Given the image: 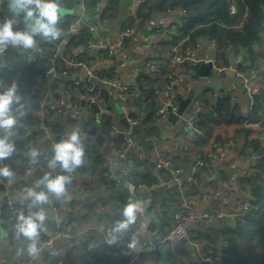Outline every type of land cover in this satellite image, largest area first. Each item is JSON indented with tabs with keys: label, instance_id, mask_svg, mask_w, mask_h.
<instances>
[{
	"label": "crops",
	"instance_id": "obj_1",
	"mask_svg": "<svg viewBox=\"0 0 264 264\" xmlns=\"http://www.w3.org/2000/svg\"><path fill=\"white\" fill-rule=\"evenodd\" d=\"M73 1L74 8H66L61 4V19L70 16L75 20L68 34L60 40L55 54L46 56L38 52L40 42L45 41L41 37L36 38L35 49L12 46L6 49L18 50L24 59L29 52L34 60L47 57L52 66L55 58L66 49V43L72 35L82 28H87L92 35L88 47L86 44L73 51V55L85 58V66L65 61L69 72L66 82L49 73L53 67L44 75L26 82L24 88L29 95L25 99L20 98L19 103H16L20 107L12 110L15 116L25 117L36 109L45 108V115H38L41 122L34 126L43 135L30 143L28 152L30 161L32 150L39 155L35 158L36 163H30L27 168L37 166L42 173L36 177L32 169L31 176L24 180H9L8 177L0 176V209L12 202L19 217L21 213L28 215L42 207L48 216L45 221L47 235L54 239L51 248L54 255L48 256L45 251H40L30 256V242L23 236H17L18 218L6 220L0 216V264H126L138 255L142 256L140 264H197V258L202 261L208 257L218 259L229 245L228 236L235 226V219L232 225H227V220H219L220 223L213 225H209L212 220L196 223L189 227L185 239L174 245L154 248L149 247L150 234L145 226L150 221L154 236L161 237L174 226L175 215L186 208L201 213L216 206L239 214L242 203L252 196L251 155L254 151L250 149L249 142L257 141L264 147V125L248 124L247 121L214 122L208 143L202 145L199 143L200 138L187 129L185 118L197 105L202 111L204 99L213 101L224 96L233 108L230 115L249 117L245 83L249 84L250 89H262L264 60L258 52L264 51V28L252 55L244 51L237 55L230 52L225 65L228 70L217 73L212 67L208 76L204 77L194 71L193 66L197 63L208 64L216 58L214 40L199 39L197 43L200 46L191 48L193 61L172 68L169 64L172 49L160 45L167 35L164 38L156 35V29L165 22L171 23L173 30L169 34L178 31L182 24L179 10H173L171 14L153 11L146 20L140 21L137 15L144 0H103L100 10L91 12L86 11V0ZM109 1L112 6L106 5ZM108 9L111 10L104 15L102 11ZM0 13L11 14L8 0H0ZM132 19H135L133 25ZM61 26L59 23L58 28ZM128 28L133 33L123 38V32ZM120 42H123V46H119ZM0 61L3 64L4 60ZM147 63L161 68L162 72L155 73V76L153 73L152 83L139 85L138 92L128 96V112H125L120 92L130 87V79L134 75H150L154 71ZM242 65L250 68L243 72L244 78H236L235 72ZM167 70L174 72L172 80ZM110 80L113 83L106 82ZM76 82L80 83L79 90L84 97L73 94ZM90 87L93 91L86 93V88ZM168 90V103L179 107V99L187 101L183 115L176 121H171L169 115L163 119L157 116L158 109L165 101L161 93ZM126 113L137 121L131 131L133 144L129 150L130 155L142 154L137 165L118 161V151L123 146L127 132L123 123ZM213 116L217 119L221 117L217 113ZM44 121H47V125ZM55 124H60L65 136L74 128H79L83 134L85 162L71 173L74 185L70 193L55 197L54 205L50 204L49 197L48 203L29 208L33 200L27 196V191H22L20 181L26 182L28 188L37 192L46 191L43 186L36 185L45 173L55 175L54 169L43 167L51 160L49 157L54 155V144L60 142V134L53 131ZM226 143H230L228 153L223 152ZM202 154L209 159L199 166L196 159ZM15 155L14 152L8 162L5 159L0 162V168L8 166L13 175L12 164L17 162ZM165 161H170L172 167H167ZM172 168L184 169L179 181H175ZM189 168L191 173L187 177ZM197 174L198 178L194 180ZM103 176L107 182L110 176L109 184L106 181L107 185L103 184ZM150 182H154V185H149ZM129 185L134 187V191H129ZM129 199L142 201L144 212L138 215L137 223L127 233L114 232L115 222L122 219L121 212ZM61 232H68L74 237L76 247L72 252L65 249V240L59 237ZM106 235L110 236L108 241L104 240ZM43 239L41 233L36 241L38 250ZM133 239L136 245L129 247ZM87 243H100L101 246L93 252H87ZM262 243L260 238L254 239L252 243L256 246L254 250L257 256L256 262L252 264H264ZM237 246L241 252L245 250L240 239ZM243 254L247 255L245 252Z\"/></svg>",
	"mask_w": 264,
	"mask_h": 264
},
{
	"label": "trees",
	"instance_id": "obj_2",
	"mask_svg": "<svg viewBox=\"0 0 264 264\" xmlns=\"http://www.w3.org/2000/svg\"><path fill=\"white\" fill-rule=\"evenodd\" d=\"M101 1L103 0H86V11H93L96 4L99 2L101 3ZM59 2L66 8L75 7L73 0H59ZM236 3L238 11L235 15H231L227 8V0H144V3L139 9L137 18L141 19L140 21H144L153 11L185 9L188 12L187 23H182L176 33L168 34L166 37L167 39L160 42L161 47L170 50L179 40H186L183 46L184 49H191L201 38L214 40L216 44V58L221 65H226L230 58V52L237 55L240 54L241 51H244L252 55L253 48L258 44L260 34L264 28V0H236ZM106 5L112 6L110 1L107 2ZM110 10L102 11V13L105 15ZM11 18L12 14L0 13L1 22ZM17 19L19 22L16 26V30H23L24 24L22 16ZM74 20L75 18L70 16L65 18V22L60 28L63 30V35L58 40L40 42L43 55L47 56L56 53L60 40L68 34L69 27ZM134 21L135 19H132L131 25H133ZM222 23L226 26L223 27L221 25ZM91 40L92 35L90 31L87 28L80 29L76 34L71 36L66 43V49L59 57L55 58L52 66H50L47 57L36 60L33 59L28 63L25 61L24 55L20 54L18 50L13 48L7 50V55L6 58L3 59V64L0 61V93L6 91L15 83L17 86L16 95L22 99L27 98L29 95L28 90L24 88L26 82L33 81L36 77L44 75L51 67L58 73L63 72L66 70L65 61L70 60L71 63L74 62L76 64L84 63L86 61L85 58L81 55H73V51L78 47L85 46ZM249 68V66L242 65L240 70L245 72ZM170 72L167 70V73ZM153 73L155 76V71L150 75H143V73H140L137 78L138 86H146L147 83H152L154 81L152 77ZM138 86L130 89L129 95L138 92ZM253 100L254 105L249 117H241L240 115L235 117L234 115H230L233 108L228 98H225V96L216 98L213 101L207 98L204 99V108L200 111V117L196 123L197 128L203 133V137L200 138L199 143L202 145L208 143L214 130V122L222 121L230 123L241 121L243 123L247 121L248 124L260 123L264 125V84L259 93L254 96ZM209 105L210 108H208ZM19 107L20 106L14 103L12 110L18 109ZM49 112L52 113V109H50ZM214 113H217L218 116L221 117L219 119L215 118L213 116ZM15 118L18 123L16 128L11 132L14 137L9 136L11 139L10 143L13 144L16 149L15 159L17 162L12 164V169L18 177V180H24L25 177H23V174L31 163L28 157L30 143L37 141V139L43 135L41 131H36L34 128L35 125L41 122V118L33 112H30L25 117L15 116ZM25 127H28V130H25ZM53 131L61 135L62 128L60 124H55L53 126ZM222 143L223 145L225 144L224 142ZM249 146L254 153L261 155L258 169L252 174L253 182L251 183L253 188V203L258 209L235 218V226L228 236L229 245L221 255L222 264H252L257 260L254 250L256 246L252 244L254 239L260 238V241L262 240L264 243V147H261L257 141L249 142ZM10 158L11 156L5 159V161L8 162ZM201 158L204 161L209 159V157L204 154H202ZM49 159H51V157H49ZM49 161L50 160H48L46 164H43L44 168L48 167ZM60 173L66 174V172L61 169ZM193 178L194 180L197 179L198 174ZM105 181L106 177L103 176L102 182L107 185L108 182L106 181V183ZM73 182L74 181L71 180V183L66 185L67 192L64 196L72 191ZM25 184L26 182L20 181V185ZM149 185H154V182H150ZM0 216L6 220L18 218L15 211L10 209L8 205L1 207ZM239 239L245 246V250L242 252L240 251V247L237 246ZM89 245L91 244L87 243V247ZM244 252L247 253V255H244Z\"/></svg>",
	"mask_w": 264,
	"mask_h": 264
},
{
	"label": "clouds",
	"instance_id": "obj_3",
	"mask_svg": "<svg viewBox=\"0 0 264 264\" xmlns=\"http://www.w3.org/2000/svg\"><path fill=\"white\" fill-rule=\"evenodd\" d=\"M8 7L12 14L11 19H5L0 23V54L9 46L22 49H35L37 47V37L45 41L58 40L63 35V30L58 28L61 20V4L59 0H8ZM23 18V30H16L19 17ZM17 86L13 83L6 91L0 93V131L4 137L0 138V160L9 158L16 149L8 142L9 136L17 126L15 114L12 111L14 103H19L20 97L16 95ZM22 107V106H21ZM23 114V113H22ZM83 134L79 128H74L62 138L60 142L53 146L54 155L49 161L48 167L59 169L69 173V175H55L45 173L42 180L37 182L36 187L43 186L37 192L33 188L27 189V196L31 197L33 203L29 208L36 205L48 203L49 197L60 198L67 192L66 185L71 183V173L81 167L85 162ZM39 153L35 150L30 152L31 163L35 164V158ZM0 176L8 177L11 180L13 172L8 166L0 168ZM129 191H134V187L129 185ZM144 212L143 202L131 200L123 207L122 219L115 222L112 229L114 232L127 233L136 223L138 215ZM48 218L42 207L35 213L24 215L21 213L17 220V236H23L30 243L28 244V254L34 256L38 253L36 241L40 238L41 232L48 234L45 221ZM136 240L133 239L129 247H135Z\"/></svg>",
	"mask_w": 264,
	"mask_h": 264
},
{
	"label": "built area",
	"instance_id": "obj_4",
	"mask_svg": "<svg viewBox=\"0 0 264 264\" xmlns=\"http://www.w3.org/2000/svg\"><path fill=\"white\" fill-rule=\"evenodd\" d=\"M227 1H228L227 8H228L229 13L231 15H235L238 11L236 0H227ZM95 9L100 10V2L96 4ZM179 11L182 14L181 22L187 23L188 12L185 9H181ZM167 12H168V14H171L174 11L169 9V10H167ZM2 22L0 21V23H2ZM64 22H65L64 19L60 20L61 24H63ZM221 25L223 27L226 26L224 23H222ZM232 27H235V26H232ZM172 30L173 29H172L171 23L165 22L162 26H160L156 29V35L158 37L164 38L166 35H168L170 32H172ZM132 33H133V30L131 28H128L123 32L122 36L124 38V37H126ZM185 42H186V40H179L172 47L171 55L169 58V64L172 68L177 67L181 64H184L188 61H193L192 49H184V47H183ZM119 46H123V42H120ZM199 46H200L199 43H197L195 45L196 48H198ZM38 52L41 53L42 50L39 48ZM6 55H7V50H5L2 54H0V60L6 58ZM32 60H33L32 53L31 52L27 53L26 57H25V61L29 63ZM209 62L212 64V67L217 71V73H222V72L228 70V67L225 65H221L217 58H213ZM79 64L82 66H85V64H83V63H79ZM147 66L149 68H151V67H153V64L147 63ZM153 68H154L155 73L161 74V72H162L161 68H159V67L158 68L153 67ZM49 73H52L57 79H59L63 82H66L68 79V76H69L68 70H64L61 73H57L56 70L54 68H52L51 70H49ZM235 76H236V78H244V73L241 70H237L235 72ZM173 77H174V72L171 71L169 73V79L172 80ZM137 78H138L137 75H134L133 77H131L130 87L126 88V89H122L120 92L119 96H120V99L122 101L123 110L125 112H128L129 90L138 86ZM106 82L107 83H113L111 80L106 81ZM263 84L264 83L261 82V85H263ZM79 86H80V83L76 82L72 92L74 95H81V97H84V94L80 93ZM245 86L247 88V93H248L247 115H250L251 111H252V107L254 105L253 98L255 95H257L259 93V91H257L256 89H250L249 84L247 82L245 83ZM92 91H93V88H91V87L86 88V90H85L86 93H91ZM161 94H162V97L164 98L165 101L161 104L160 108L158 109L157 116L159 118L163 119V118H166L170 113L177 114L178 105L173 104V103H168L166 101V98H168V95H169V90L164 92V93H161ZM33 113H35L36 115H40L42 117L45 115L46 111H45V108L42 107V108L34 110ZM100 113H101V111L96 113V114L99 115ZM199 116H200V108H199V105H197V107L194 110H192L189 113V115L185 118V125L190 132H193L199 138H202L203 133L196 126V123L199 120ZM125 122L130 125L131 129L126 132V134L123 138V146L118 151V161L127 163L129 165H137L139 163V161L142 159V154L140 153V154L135 155V156L129 154V150L133 144V140L131 138V131H132L133 127L137 124V121L129 113H126L125 114ZM24 129L28 130V127H25ZM3 137H4V133L2 131H0V138H3ZM59 137H60V140L62 138H66V136L64 134H61ZM8 142L9 143L11 142L10 138L8 139ZM229 151H230V143H226V145L223 148V152L228 153ZM209 156H213V155L209 154ZM260 160H261L260 154L254 153L253 155H251V162H252L251 163V165H252L251 171L253 173H255L257 171L258 166L260 164ZM164 163L167 167H172V163L170 161H165ZM196 164L199 166H202L205 164V161L201 157H198L196 159ZM54 170H55V175H67V174H61L59 167L55 168ZM183 172H184V169H182V168H174L173 169L175 181H179L178 178H179V176H181L183 174ZM31 173H32V169H27L25 171V173L23 174V177L29 178L31 176ZM12 178L14 180H18V177L15 174L12 176ZM110 181L111 180H110V176H109L108 182H110ZM27 189H29L28 185H23L22 191H27ZM54 198H55L54 196L50 195V201L49 202L51 205H54L53 204ZM8 206L13 211L16 210L15 205L12 202H8ZM257 209H258V207L253 203L252 196H250L248 199H246L242 203V210H241V213H239V214L234 213V212L229 211V210L219 209L216 206L210 208L209 210L203 211L201 213H197L190 208H186L185 210H183V211H181L175 215L174 226L166 235H163L161 237L154 236V232L150 230V228H151L150 221H148L145 227H146V230L150 234V237L148 238L149 247L154 248V247H161V246H167V245H174L178 241L185 239L188 235L189 227L191 225L196 224V223L208 222V221H211L213 219H218V220H222V221H226L228 219H235L240 215H245L246 213L252 212V211L257 210ZM41 233H42L44 239H43L42 246L40 247L38 252L45 251L48 256H53L54 253L51 250V248H52L54 239L52 237H50L49 235L45 234V232H41ZM59 237H61L65 240L64 247L68 252H72L75 249L76 242L74 240V237L72 235H70V233L61 232ZM109 238H110V236L106 235L104 237V240L108 241ZM100 246H101L100 243L91 244L87 247L86 251L87 252H93V251L99 249ZM0 259H1V254H0ZM141 261H142V256L138 255L135 258H133L132 260H130L129 262H127L126 264H140ZM206 261H208L210 263H213V262L222 263V258L219 257L218 259H214L212 257H208L206 259Z\"/></svg>",
	"mask_w": 264,
	"mask_h": 264
},
{
	"label": "water",
	"instance_id": "obj_5",
	"mask_svg": "<svg viewBox=\"0 0 264 264\" xmlns=\"http://www.w3.org/2000/svg\"><path fill=\"white\" fill-rule=\"evenodd\" d=\"M88 46H89V44H87V47ZM258 55L264 60V51H259ZM193 69H194V71H198L202 76L205 77V76H208V73L212 70V64L210 62L208 64H205V65L203 63H197L196 65L193 66ZM179 101H181V102L179 104L177 114H172V113L169 114V119L171 121H176L178 119V117L182 116L184 111H185V106H186L187 101L184 102L181 99H179ZM44 123H45V125H47V121H44ZM123 123H125L124 127L126 128V130L129 131L131 129V127L128 123L125 122V119L123 120ZM32 169L34 170V174L36 177H39L40 174L42 173V170L37 166L32 168ZM190 173H191V169L189 168L186 176L189 177ZM233 222H234L233 219H228L226 221V224L232 225ZM218 223H220V221L218 219H213L211 222H209V225L218 224ZM195 262L197 264H211L208 261H202L200 258L195 259ZM213 264H217V263L213 262Z\"/></svg>",
	"mask_w": 264,
	"mask_h": 264
},
{
	"label": "rangeland",
	"instance_id": "obj_6",
	"mask_svg": "<svg viewBox=\"0 0 264 264\" xmlns=\"http://www.w3.org/2000/svg\"><path fill=\"white\" fill-rule=\"evenodd\" d=\"M52 103V102H51ZM0 162H1V160H0ZM1 164V163H0Z\"/></svg>",
	"mask_w": 264,
	"mask_h": 264
}]
</instances>
